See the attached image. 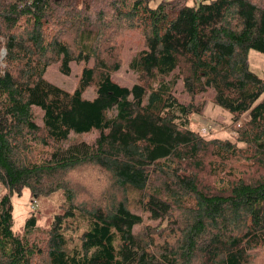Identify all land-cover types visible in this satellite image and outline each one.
Instances as JSON below:
<instances>
[{
  "label": "trees",
  "instance_id": "obj_1",
  "mask_svg": "<svg viewBox=\"0 0 264 264\" xmlns=\"http://www.w3.org/2000/svg\"><path fill=\"white\" fill-rule=\"evenodd\" d=\"M152 1L0 0V264H264V76L247 61L264 57V0ZM127 31L142 43L129 87L111 78ZM72 63L71 93L43 79ZM204 95L227 138L193 128ZM90 167L98 193L80 207L65 176ZM25 188L62 204L15 235Z\"/></svg>",
  "mask_w": 264,
  "mask_h": 264
},
{
  "label": "rangeland",
  "instance_id": "obj_2",
  "mask_svg": "<svg viewBox=\"0 0 264 264\" xmlns=\"http://www.w3.org/2000/svg\"><path fill=\"white\" fill-rule=\"evenodd\" d=\"M160 0H153L152 4L155 5ZM201 0H184L187 5L196 4ZM128 33V34H127ZM124 41L118 42L119 37L115 38V44L117 45V59L119 61V69L112 74L111 78L114 82L122 86H131L135 82V76L127 68L129 57L139 50L142 46L141 39L136 33H130L129 31L123 32ZM126 35V36H125ZM121 44V45H120ZM4 51L0 49V66L3 64ZM247 61L250 70H252L258 77L264 76V57L256 52L250 51L247 56ZM81 71V65L74 63L70 64V73L68 76L62 75L57 71L56 66H50L43 79L59 89L71 93L78 83V78ZM174 94L177 99L182 103H188L189 99L181 93V87L176 86ZM83 99H91L94 97L92 88H85L82 92ZM193 103L203 101L202 113L199 116H195L193 119V128L198 131L202 136H217L218 138H227L230 134L228 124L230 123L226 112L220 111L216 108H212L209 103L208 95L203 97H196ZM205 119L207 122H205ZM213 129V131H210ZM95 137L94 133L85 134L76 138V140H82L90 143ZM74 140V138H71ZM95 170V169H94ZM93 168H81L77 173H71L65 176V180L73 184L76 189V198L79 200L80 207L83 206L85 201H89L92 194L96 191L93 188L92 176L95 174ZM3 189L0 187V196L3 193ZM98 193V192H97ZM61 194L59 191L51 193L46 197L31 198L29 191L25 188L21 191L19 196L12 195L10 197V203L12 208V232L15 235L21 234V229L24 220L30 215L35 216L36 225L41 228H46L50 223V218L60 210L61 206ZM131 207L137 213L143 217V223L149 224L146 214L140 212V207L136 203H132ZM134 231H140L139 227H135ZM76 240V238H74ZM159 238L155 239V243H160Z\"/></svg>",
  "mask_w": 264,
  "mask_h": 264
}]
</instances>
